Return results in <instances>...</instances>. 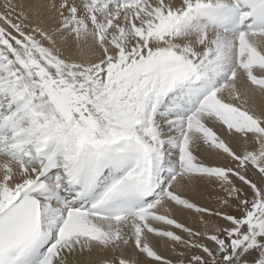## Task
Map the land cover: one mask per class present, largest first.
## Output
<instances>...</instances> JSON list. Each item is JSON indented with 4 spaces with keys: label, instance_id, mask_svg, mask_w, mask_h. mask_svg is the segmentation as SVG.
I'll list each match as a JSON object with an SVG mask.
<instances>
[{
    "label": "snow or ice",
    "instance_id": "obj_1",
    "mask_svg": "<svg viewBox=\"0 0 264 264\" xmlns=\"http://www.w3.org/2000/svg\"><path fill=\"white\" fill-rule=\"evenodd\" d=\"M0 264H264V0H0Z\"/></svg>",
    "mask_w": 264,
    "mask_h": 264
}]
</instances>
